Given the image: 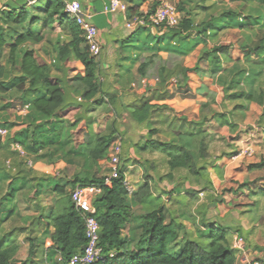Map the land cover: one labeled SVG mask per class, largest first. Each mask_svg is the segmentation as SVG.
<instances>
[{
	"label": "crops",
	"instance_id": "1",
	"mask_svg": "<svg viewBox=\"0 0 264 264\" xmlns=\"http://www.w3.org/2000/svg\"><path fill=\"white\" fill-rule=\"evenodd\" d=\"M46 1L0 0V13ZM62 1L64 4L78 1L99 31L98 62L104 85L101 98L108 102L114 97L115 105L106 109L97 106L91 114L96 121L91 129L106 130L115 114L122 116L121 131L126 135L127 145L123 164L135 192L148 181L152 191L150 207L164 203L168 217L180 221L194 238L206 235L213 225L224 229L228 231L231 248L237 251L235 264H246L252 259L264 264V145L250 144L257 142V136L264 143L260 127L263 107L236 99L241 90L249 93L264 88V6L237 0H174L182 9L178 11L180 17L193 24L189 37L185 38V33L179 36L160 29L128 30L126 22L141 0H122L126 10L113 14L103 12L110 0ZM154 2L157 0H149L138 12L146 11ZM54 27L56 30L43 31L42 43L20 46L15 65L6 56L3 58L2 82L8 93L0 96V126L9 128L6 143L30 125L49 120L35 108L36 101L49 98L47 89L31 90L20 66L25 52L34 50L49 64L53 76H61L58 46L71 38L66 23L60 27V21L56 20ZM259 41H262L259 52L250 53L249 49L255 48ZM218 47H225L226 53L218 54L215 60L213 51ZM144 63L148 64L149 78L139 75V67ZM76 67V73H84L81 63H76ZM162 77L171 79L167 88L161 83ZM241 79L246 84L229 90L230 85L235 86ZM143 81L148 84L144 86ZM72 96L78 99L80 93L73 91ZM145 106L152 107V113L149 120L141 123L133 113ZM50 121L54 123L53 119ZM223 122L238 127L239 141L227 145L220 140H230L237 134L231 133L226 124L221 126ZM63 126L61 131L57 127L52 132V138L59 141L56 145L65 139L67 123ZM204 132L213 141L209 145L211 158L203 164L205 175L191 176L183 169L172 171L164 146L178 145L181 135ZM248 148L255 151L253 158L237 157ZM8 157L7 151L0 150V225H3L0 240L19 246L23 256L26 249L29 251L30 239L34 240L37 256L33 260L39 263L37 257L53 249L51 217L58 212V201L62 198L55 186L47 187L46 180L56 176L64 181L73 180L84 161L67 157L50 165L36 162L32 171H27L22 166L23 160L15 156L13 170L8 171L1 169ZM150 164L155 169L147 173ZM104 169L108 170L107 163L101 161L95 171L103 175ZM14 175L30 188L23 192V207L14 198L17 209L4 219L8 212L2 203L7 194L4 188H8V179ZM203 191L204 197L198 199L195 194ZM132 208L134 213H144L140 204ZM131 228L130 225L124 231V236L129 235ZM239 237L246 243L245 254L235 248Z\"/></svg>",
	"mask_w": 264,
	"mask_h": 264
},
{
	"label": "trees",
	"instance_id": "2",
	"mask_svg": "<svg viewBox=\"0 0 264 264\" xmlns=\"http://www.w3.org/2000/svg\"><path fill=\"white\" fill-rule=\"evenodd\" d=\"M149 0H141L137 7L133 8V15H139V9L148 4ZM243 2H255L264 6V0H237ZM158 5L154 2L152 7L146 8L151 13ZM181 11V7H177ZM232 15V13H229ZM56 20L60 21V27L66 23L69 27L71 41L58 46V59L61 62V76H53L49 64L40 57L34 50H27L22 58L20 70L30 81V89L38 87L47 89L48 99L36 101L37 111L46 115L49 120L30 125L27 130L19 133L14 139L25 146L30 142L32 148L40 147L51 149L52 163L62 158L73 157L84 161V173H78L73 180H61V184L55 186V190L62 198L58 201V212L60 214L51 217L54 232L51 235L53 249L41 253L39 263L34 262L36 249L34 240L28 251V257L24 264H69V260L77 254L83 252L87 240L85 237V222L81 214L75 209L71 192L78 186H95L100 189V194L94 200L96 208V219L100 226L99 247L103 253V259L95 264H235L236 252L230 246L227 238L228 231L211 226L206 235L194 238L193 234L187 232L186 227L175 218L168 217L166 205L164 203L152 204L150 207L149 199L152 196L151 186L147 182L142 184L139 189L129 196L123 181L125 166L121 170L119 179L113 181L111 187L104 186V180L108 175V170L103 175L95 171L101 161H106L108 152L115 136L120 133L122 116L119 113L111 121L106 130L100 128L91 129L96 124L91 116L97 106H111L114 108L115 99L110 97L108 102L103 101L101 95L104 93V85L100 81V69L98 57L92 55L86 43L84 33L65 12V4L62 0H47L45 4L32 7H21L2 11L0 13V96L8 93L2 80L4 78L3 58L6 56L15 65L17 50L25 43L40 44L43 42L42 33L44 30H56L54 27ZM192 21L181 19L177 29H160L185 38L189 37L192 30ZM261 42L255 48H250V53H258L261 49ZM226 53L225 47L215 48L213 56L216 60L218 54ZM76 63L84 66V73H76ZM148 64L144 63L139 67L141 78H149ZM187 71H185L186 73ZM164 78V77H162ZM171 79L166 77L161 82L165 88L168 87ZM178 82H180L178 80ZM242 83L246 84L245 79L232 84L229 90H234ZM226 90V89H225ZM80 93L78 99H74L72 92ZM100 97V99H99ZM236 99H245L249 102H256L263 107L260 127L264 131V88L249 93L241 90ZM152 107L145 106L140 111L133 114L138 121L143 123L149 120ZM224 119V117H222ZM54 120L52 121L50 120ZM64 123H69L65 139L59 145L58 140L52 138V132L57 127L61 131ZM54 126H51L53 125ZM228 126L231 133H237L235 137L220 140L227 145L240 140L238 127L230 123H222L221 126ZM6 128L7 126H0ZM87 140H85V134ZM123 136V155L126 148V135ZM73 136V137H72ZM70 140H69V139ZM4 142L0 136V150L9 153L1 169H8L6 164L12 161V157H18L10 151L9 143ZM209 135L199 133L197 135H181L178 145L166 144L163 152L167 155L168 167L172 170L183 169L191 176L202 177L205 175L206 168L203 166L211 158L209 145L212 144ZM72 143L73 145H69ZM51 147V148H50ZM155 150V148H152ZM57 153V154H56ZM238 153V152H236ZM235 153V154H236ZM19 158V157H18ZM155 166L150 164L146 170H154ZM99 171V170H98ZM17 177V176H16ZM150 176L146 174V180ZM69 189H71L70 194ZM208 188L206 190H210ZM205 190V191H206ZM195 194L199 199V194ZM9 197L15 198L12 182L8 184L7 194L2 201H8ZM10 199V200H12ZM140 204L143 214L139 216L137 227L138 235L133 242L130 235L124 236V231L132 224L134 212L132 206ZM242 238V237H241ZM244 239V238H243ZM133 242V243H132ZM20 247L11 244L6 245L5 241L0 240V264H15L16 256ZM55 257V261L53 260ZM62 258L59 261L58 258ZM23 264V263H22Z\"/></svg>",
	"mask_w": 264,
	"mask_h": 264
},
{
	"label": "built area",
	"instance_id": "3",
	"mask_svg": "<svg viewBox=\"0 0 264 264\" xmlns=\"http://www.w3.org/2000/svg\"><path fill=\"white\" fill-rule=\"evenodd\" d=\"M16 1V0H11ZM158 5L154 11L149 13L148 11L141 12L139 15L131 16L127 22L126 27L130 31H137L143 28L150 29H177L181 23V17L178 12V8L174 0H157ZM119 10L125 11V7L122 4V0H110L109 4L105 6L103 12L105 14H113ZM65 12L75 20L76 24L81 28L84 33L86 43L93 56L99 57L100 55V42L99 31L97 27L90 21V15L84 10L83 6L78 1L66 2ZM147 81H143V85L146 86ZM0 136L5 142L9 136V130L6 128L0 129ZM123 136L118 133L115 136L114 141L108 152L106 159L108 175L104 180V186L111 187L114 180L119 179L121 170L123 169ZM10 151L15 153L20 159L27 161L28 166L33 167V161L29 157V153L18 142L10 141ZM237 157L253 158L255 151L251 148L240 151ZM8 169L12 168L11 161L6 164ZM123 184L128 191L129 196L135 193L128 176L124 173ZM100 194V189L95 186L91 187H76L71 192L72 203L75 209L81 214L85 222V237L87 244L82 253L74 255L69 264H95L103 259V253L99 247V231L100 226L95 217L96 208L94 206V200L97 195ZM200 198L204 197L203 193L199 194ZM236 250L238 252L246 253V243L243 238L239 237L236 244ZM62 261V258H58ZM246 264H263L259 260H247Z\"/></svg>",
	"mask_w": 264,
	"mask_h": 264
},
{
	"label": "rangeland",
	"instance_id": "4",
	"mask_svg": "<svg viewBox=\"0 0 264 264\" xmlns=\"http://www.w3.org/2000/svg\"><path fill=\"white\" fill-rule=\"evenodd\" d=\"M69 125L70 124L67 123V126H66L67 129L68 130L69 129L73 130L74 127L69 128ZM257 138H258V136H257ZM257 138L255 139V141L257 140L256 143H250V144L251 145H264L263 141L261 139H257ZM51 147H50L51 149H48V148L41 149L40 147L32 148L30 142L28 143L27 146H25L26 151L29 153L30 159L33 161V167L35 166L36 162H43V163H45L47 165L53 164L52 161H51L52 158H51L50 153L54 152V150L56 148H55V146H51ZM13 164H14V162H12V165ZM22 166H23L24 169H26V170L29 169L30 171H32L31 170L32 167L28 166L27 161L23 160ZM80 167H79L80 168L79 173L86 172L85 171L86 169L84 168L83 164H81ZM29 170H27V171H29ZM104 170H105L104 173H106V169H104ZM46 177H50V175H46ZM54 178L55 179L49 178V179L46 180V182H48L47 187L48 186L49 187H53V186H56V185H59V184L62 183L61 180L58 178V176H56ZM9 182H12V188L14 189L15 198L16 197L18 198L17 199L18 200L17 203H19V205H22V207H23V200L25 201V197L23 196L24 195L23 192H26L27 189L30 188V185L29 184H24L23 185V179L17 178L16 175L10 176L9 179H8V183ZM136 187H137V185H136ZM4 190L7 191L8 188L5 186ZM70 192H71V189H69L68 193L70 194ZM10 199H12V198L9 197L8 201H3V202L1 201L2 203L5 204V209H8V212H7V214H6L4 219H7L9 216L11 217L13 215V213L15 212L13 210L17 209V208L14 207V204H13L14 199H12V200H10ZM55 214L58 215L60 213L56 212ZM140 215L141 214L139 212H137V211L134 213V219L132 220V224H131L132 228L128 232L130 237L132 238L133 242L135 241V239L137 238V235H138L137 227L139 225V216ZM20 218L23 219L22 216H20ZM1 221H0V224H1ZM0 226L2 227L3 225H0ZM27 250L28 249H26V256L28 255ZM26 256H23V249H21L19 251L18 255L16 256V263L15 264H22V263L24 264L25 261L27 260ZM53 260L55 261V257L54 256H53Z\"/></svg>",
	"mask_w": 264,
	"mask_h": 264
}]
</instances>
